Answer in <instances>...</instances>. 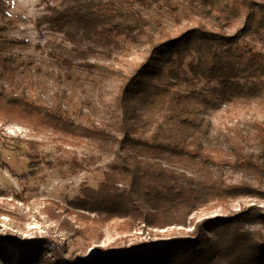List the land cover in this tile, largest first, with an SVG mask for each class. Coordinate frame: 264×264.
<instances>
[{
  "label": "rangeland",
  "instance_id": "374dc122",
  "mask_svg": "<svg viewBox=\"0 0 264 264\" xmlns=\"http://www.w3.org/2000/svg\"><path fill=\"white\" fill-rule=\"evenodd\" d=\"M2 1L7 16L0 20V52L22 62L15 70L16 84L26 90L33 102L47 109L53 108L55 95L59 93L68 109L82 108L96 126L111 130L114 136L122 119L117 97L122 86L150 56L151 38L160 42L158 23L174 38L199 26L215 35L219 33L213 17L191 12L194 6L190 0H168L185 11H180L178 21L166 0H154L150 6H135L149 21L148 34L136 32L128 37L113 31L114 43L105 54L102 40L84 38L75 22H68L63 29L54 23L57 12L68 7L67 0ZM104 1L120 3L119 0ZM255 13L258 18L264 14L261 5H257ZM246 14L243 10L242 18L225 35H237L245 26ZM258 37L252 34L245 39L255 52H264V42ZM245 39L239 36L234 51H238L239 45L247 48ZM185 55L181 68L188 79L181 78L182 93L194 95L197 100L206 96L218 105L217 108L205 106L212 123L205 144L216 158L210 164L227 186L252 184L264 191V176L245 171L238 164L246 155L260 150L256 122L264 120V88L250 92L246 89L230 101L223 100L219 76L211 79L202 72L196 76L191 62L194 60L196 65L197 58L188 52ZM197 66L202 70L204 65L197 63ZM2 70L0 66V75ZM161 72L165 74L166 67ZM258 82L240 80L247 88ZM3 85L0 79V99L19 95L17 86ZM23 109L20 107L14 117L0 115V234L15 239L4 242L0 248V264H22L25 247L34 249L37 245L42 246V264L54 261L57 245L66 248V256L81 261H107L112 258L110 255L122 253L143 241L193 240L196 225L206 219L226 218L250 207L264 211V197L241 193L230 198L226 205L214 199L202 203L190 214L187 226L161 230L136 222L131 229L123 230L122 224L131 220L129 217L108 219L85 206L88 196L96 195L108 172H112L119 148L117 139L59 130L51 125L44 112L27 115ZM32 142L38 144L39 163L35 167L30 164ZM163 163L188 181L193 179L197 183L203 176L201 163L190 158L167 155ZM111 174L117 179L120 191L128 189L127 172L120 170L118 174ZM57 215L59 219H55ZM259 228L262 224L250 227L254 231Z\"/></svg>",
  "mask_w": 264,
  "mask_h": 264
},
{
  "label": "trees",
  "instance_id": "16d2710c",
  "mask_svg": "<svg viewBox=\"0 0 264 264\" xmlns=\"http://www.w3.org/2000/svg\"><path fill=\"white\" fill-rule=\"evenodd\" d=\"M190 1L194 6L191 12L213 17L217 21L219 33L215 35L199 26L174 38L161 23L157 24L160 42L151 38L150 56L122 86L117 97V109L122 113V119L115 129L116 137L111 130L96 126L82 108L68 109L59 93L55 95L52 109L37 105L26 90L15 82V70L22 66V62L0 52V66L3 69L0 79L4 82L3 87L17 86L20 91L18 96L0 99V115L14 117L18 109L23 107L27 115L44 112L56 129L70 133L83 132L103 139H117L119 148L116 163L111 166L110 172H127L128 189L120 191L116 186L117 179L108 172L106 181L96 195L88 196L85 206L98 214L103 213L108 219L129 217L131 220L122 224L123 230L131 229L136 222L161 230L187 226L190 214L202 203L206 204L212 199L226 205L230 198L238 197L241 193L264 197V191L259 187L252 184L229 187L216 174L210 164L216 158L208 152L205 144L212 126L205 106L217 108L218 105L206 96L197 100L194 95L182 93L180 82L181 78L186 81L188 79L187 73L181 68L186 60L185 52H188L197 58L198 64L204 65L201 70L194 60L191 62V69L196 76L198 72L211 79L219 76L223 85L220 92L223 100L230 101L235 95H242L246 89L250 92L259 87L264 88V52H255L245 39L253 34L264 42V14L258 18L255 13L257 5H261L264 12V0ZM119 2L112 4L104 0H67L68 7L57 12L54 23L63 29L68 22H75L87 40L100 38L102 50L108 54L114 43L113 31L128 37L134 36L136 32L148 34L149 21L137 12L135 6H150L154 0ZM165 3L178 21L182 9L168 0ZM243 10L247 11L244 28L233 37L225 35L227 29L242 18ZM6 14L4 3L0 0V20ZM239 36L245 39L243 43L247 48L239 45L236 48L238 51H234ZM162 67L167 69L165 74L161 72ZM245 79H254L260 83L247 88L240 83V80ZM256 130L259 152L246 155L238 164L245 171L264 176V120L256 122ZM32 152L30 164L35 167L39 163L38 144L35 142H32ZM167 155L200 162L203 173L200 181H188L177 174L180 172L164 165V157ZM55 219H59V216ZM257 224L264 227V211L259 207H250L245 212L226 218L199 222L193 232L195 239L184 243L143 241L122 253L110 255L112 258L107 261H81L66 256V248L57 245L53 253L54 261L48 260L43 264H264L263 229H250ZM14 240L9 235L0 234V248L4 242ZM25 248L22 264H42V246Z\"/></svg>",
  "mask_w": 264,
  "mask_h": 264
}]
</instances>
